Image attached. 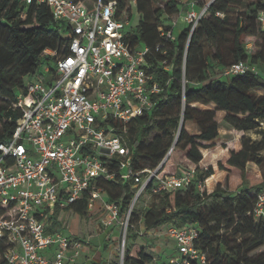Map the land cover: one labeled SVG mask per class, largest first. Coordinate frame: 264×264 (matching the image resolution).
<instances>
[{"label": "trees", "instance_id": "1", "mask_svg": "<svg viewBox=\"0 0 264 264\" xmlns=\"http://www.w3.org/2000/svg\"><path fill=\"white\" fill-rule=\"evenodd\" d=\"M117 1L121 15L129 0ZM209 1L136 0L140 20L125 38L133 46L149 48L147 68L164 89L155 97L156 104L150 112L129 123L125 137L133 148L134 166L158 167L175 145L185 150L186 159L196 168L188 186L151 194L147 206H135L124 264H150L153 259L154 253L145 246L133 252L134 241L144 236L140 234L142 227L155 231L166 225L187 224L199 228L195 243L206 253L208 264H264V220L252 214L257 195L264 193V176L254 183L247 180L249 163L264 165V75L223 73L240 60L264 70V27L257 20L259 10H264V0H214L192 33L191 25L185 24L175 39L162 35L160 27L172 28L180 11L191 2L204 5ZM217 11L225 16L219 17ZM233 11H243L244 18L232 21ZM66 31L45 3L0 0V142L15 131L20 112L14 103L26 93L27 81L49 83L54 76L57 56L65 51L68 42ZM246 36L261 39L257 50L245 41ZM47 49L57 54H47ZM47 66L49 72H45ZM196 103H214L215 108L202 109ZM218 111L224 112L222 123L227 127L245 133L254 131L263 138L253 140L244 134L241 148L220 159L217 169L213 165L202 168L201 149L214 147L220 135ZM188 121L196 123L197 133L187 130ZM216 170H226L228 175L224 184L218 183L208 192L206 180ZM232 170L240 172L237 189L230 187ZM131 184L132 181L104 184L109 200L121 204V215L134 195ZM72 209L80 216L88 215L87 199H80ZM60 211L58 207L46 211L51 223L48 232L63 229ZM0 264L7 263L2 260Z\"/></svg>", "mask_w": 264, "mask_h": 264}, {"label": "built area", "instance_id": "2", "mask_svg": "<svg viewBox=\"0 0 264 264\" xmlns=\"http://www.w3.org/2000/svg\"><path fill=\"white\" fill-rule=\"evenodd\" d=\"M21 1L47 4L66 27L68 42L57 56L49 83L27 81L26 93L14 103L20 112L15 131L0 142V256L7 264L74 263L88 243L62 230L48 232L46 211L71 209L84 198L88 211L103 212L104 227L120 230L124 250L140 198L186 187L195 173V168L181 174L164 168L175 145L158 167L134 166L133 148L125 137L129 123L150 112L164 89L147 68L149 48L133 46L125 38L129 17L123 16L128 7H136V0H129L121 15L117 0ZM213 1L191 2L172 28L160 27L162 35L175 39L179 21L191 25L192 33ZM216 14L225 16L222 11ZM257 20L264 27V10H259ZM45 53L57 54L52 49ZM49 71L47 66L45 72ZM223 73L264 75V70L240 60ZM127 181H132L134 195L121 215V204L109 200L104 184ZM252 214L264 220V193L257 195ZM160 229L175 242V253L167 261L154 255L150 264H208L206 253L195 243L200 235L197 225ZM148 232L142 227L140 234ZM46 249L53 250L50 256L44 254ZM119 264H124V254Z\"/></svg>", "mask_w": 264, "mask_h": 264}, {"label": "rangeland", "instance_id": "3", "mask_svg": "<svg viewBox=\"0 0 264 264\" xmlns=\"http://www.w3.org/2000/svg\"><path fill=\"white\" fill-rule=\"evenodd\" d=\"M257 0H249V2H255ZM161 5H163V3H160ZM245 13L243 11H233L230 13V18L232 21H235L237 18L241 17L244 18ZM124 19H127L129 17L128 23L126 25V30L127 31H133L136 26L139 23L140 20V14L137 10V7L135 6H131L130 10L128 11L127 14H125ZM180 20V18H178V21ZM185 25V23L179 21V23L176 25L175 27V32L177 33L183 26ZM245 41L251 45L253 50H257L258 49V45L259 43H261V39L256 37H251V36H246L245 37ZM188 127L187 130L190 131L193 130V127H197L196 123L194 121H189L188 123ZM221 134L219 135L217 144L220 145L219 148H223L225 149V151H231V149H235L238 146L241 145V140L242 137L245 135L250 136L253 140H261L263 138V135L258 134L254 131H250V132H246L244 134H241L239 132H228V131H224L221 130ZM243 135V136H240ZM69 137H67L66 139H68ZM226 141L227 144H224V142ZM185 150L181 149L180 147H176L174 148L173 152L171 153V155L169 156L168 161L166 162L164 168L167 169V171L169 172H173V173H177V174H181L183 172H188L191 170V166L190 164H193L191 162H189L186 159L185 156ZM263 155H264V151H263ZM209 155L208 153L206 154V159H209ZM211 159V158H210ZM217 164L218 161H214L213 166L217 169ZM211 165V164H209ZM209 165L207 166H200L202 168H207ZM196 168V166H195ZM228 175V174H227ZM264 176V165L263 166H258L255 163H249L247 165V180L250 183H254L256 180L262 179V177ZM230 179H231V189H237L240 185V172L237 170H232L231 175H230ZM225 183V179L223 180L222 184ZM217 185V184H216ZM215 185V187H216ZM214 187V189H215ZM205 188L207 189L208 192H211L213 190H211V188H209L208 186L205 185ZM151 201V198L149 196H142L140 198V200L138 201V207H142V206H147ZM103 212H99V213H90L86 216H80L79 214H77L76 212H72V211H68V210H64V212L62 214H60V219L62 222V226L63 229L62 231L64 232H69L70 228L73 229L77 234H80L83 237H91L93 239H97V241H99V238H101L100 234L102 231H100V227H99V220H100V216H102ZM85 231V232H84ZM119 229H116L114 234L117 237V241L118 243L114 244L115 246V253L114 256L111 258L110 264H114V263H120L121 261V257L122 254H125V248L123 250V246L120 244V237H119ZM162 233V235H161ZM160 235V236H159ZM85 240V239H84ZM128 243V241H127ZM158 245H162L161 246V250L163 249V255H162V260L167 261L169 256L175 253V242L173 240H171L169 237H166L163 235V230L159 229L157 230V233L155 234H145L144 236H142L141 238L137 239L136 241H134V244L132 246L133 252L136 253L142 246H145L146 249L152 251L155 255H158L159 252V248L157 247ZM126 247V246H125ZM153 248H156L155 250H153ZM82 261L84 262L83 264H92L90 262L86 261V258L81 257ZM2 257L0 256V262L2 261ZM101 264V263H98Z\"/></svg>", "mask_w": 264, "mask_h": 264}, {"label": "crops", "instance_id": "4", "mask_svg": "<svg viewBox=\"0 0 264 264\" xmlns=\"http://www.w3.org/2000/svg\"><path fill=\"white\" fill-rule=\"evenodd\" d=\"M196 106H198L199 108L202 109H214L215 108V104L214 103H210V104H201V103H196ZM224 115L223 111H218L217 112V116H218V121H219V126H220V134H221V130L224 131H228V132H239L241 134H244L245 132L243 131H239L236 130L234 128H229L227 127L225 124L222 123V117ZM188 123L189 121L186 123V127H188ZM194 129L191 130L189 132L191 133H197L198 127H193ZM243 136V135H240ZM219 138V137H218ZM218 139L216 140V145L212 148H202V154H203V160L200 162V166H207L209 164L213 165L214 161H219L220 159H222L223 157H229L230 152L229 151H225V149L223 148H219L220 145L217 144ZM224 144H227L226 141L224 142ZM241 148V145L238 146L235 149H231V150H239ZM208 153V155L210 156L209 159H206V154ZM211 158V159H210ZM190 166L192 168H195V164H190ZM228 174V171L226 170H216V172L210 176L207 180H206V186H208L209 188H211V190L214 189L215 185L218 183H222L224 179H226V176ZM52 211V209L50 210V212ZM68 211H72L75 212L72 208L68 209ZM64 211H60V214H62ZM90 213H99V210L96 208L92 211H89L88 214ZM78 214V213H77ZM60 218V217H59ZM61 220V219H60ZM99 222V227H100V231H102L100 234L101 238H99V241H97V239H93L91 237H83L80 234H77L73 229L70 228L69 232H65L68 236L73 237V238H79V239H85V241L88 243L85 248L81 251L80 255L78 257H76L75 262L72 264H83L84 262L81 260V257L86 258L87 262H90L92 264H94L95 261H98L101 264H110L111 258L114 256L115 253V246L114 244L118 243L117 241V237L115 236L114 232L116 229H111V228H106L103 226L102 222H101V216H100V220ZM50 220L48 222V226L50 225ZM62 224V222H61ZM63 227V226H61ZM85 232V231H84ZM157 233L156 231H149L148 234H155ZM160 236V235H159ZM162 246V245H161ZM160 245H158L157 247L159 248V252L158 255H155L158 258L162 259V255H163V249L161 250ZM156 248H153V250H155ZM53 250L52 249H46L44 251V254L47 256H50L52 254ZM165 261V260H164Z\"/></svg>", "mask_w": 264, "mask_h": 264}]
</instances>
